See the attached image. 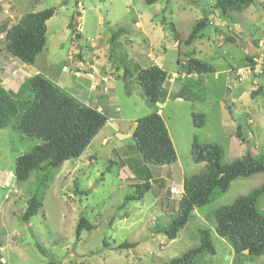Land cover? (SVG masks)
<instances>
[{"label":"rangeland","instance_id":"rangeland-1","mask_svg":"<svg viewBox=\"0 0 264 264\" xmlns=\"http://www.w3.org/2000/svg\"><path fill=\"white\" fill-rule=\"evenodd\" d=\"M215 3L216 0H153L152 4H147L146 0H0V43L3 47L4 30L21 17L56 9L47 22L45 50L33 66L21 63L6 51L0 55L1 61H7L3 65L0 63V85L12 94L37 72L59 84L64 68L71 67V62L68 64L70 52L82 50L92 55L91 47L95 45L96 55H113L114 65L122 74L125 68L133 70L136 58L141 59L142 65H148L146 55L151 54L164 56L163 69L181 77L180 81L169 83L171 98L161 107L176 146L179 160L176 166L145 165L133 138L123 142L126 145L124 154L131 155L135 151L128 157L125 167L114 157L108 159L103 154L90 160L86 151L79 160L70 161L79 163L78 167L67 164L54 171V181L43 194L39 214L28 222L22 217L30 194L36 191L33 184L36 174L28 183L17 182L15 162L40 141L9 127L0 130L1 264H49L50 261L60 264H164L199 245L198 230L214 227L209 214L264 186V174L236 180L228 193L196 209L175 240L154 232L157 222L167 224L171 221L182 194L177 188L171 189L169 195L175 199L159 200L153 190L161 189L160 197H170L166 190L171 182L181 183L182 175L183 178L196 175L205 167L192 159L194 139L201 144L220 145L226 163L241 158L248 149L256 155L264 154V0H257V4L245 12L231 13L229 17L215 9ZM138 21L141 26L137 25ZM200 21L207 24L199 33L202 36L187 46L186 39ZM70 22L81 35L79 39L68 28ZM119 30L123 33L113 51L109 40ZM190 51L196 53L195 58L214 66L216 72L189 77L185 63ZM249 55L254 56L256 62L254 72L247 60ZM111 67L112 64H107L108 69ZM119 82L123 87H118L110 100L121 106V113L116 115L120 116L119 124L124 133L135 120L152 111L139 93L141 90L137 92L136 86L129 87L132 96L128 97L124 82ZM178 83L188 91L187 97L181 100L174 95L180 92L176 90ZM192 113L205 115L202 128L194 125ZM238 128L245 141L237 137ZM115 155L118 158L117 153ZM110 160H115L116 164L112 165ZM137 168L144 169L139 172L146 171L153 179L162 177L165 187L152 184L153 190L141 201L123 206L126 196L134 192L132 185L139 182L134 180L140 176ZM260 202L264 211V197ZM82 217L93 228L82 231L78 239L75 230ZM212 238L216 254L204 257L199 264H264V256L236 254L214 231ZM123 243L138 245L134 249H117Z\"/></svg>","mask_w":264,"mask_h":264},{"label":"trees","instance_id":"trees-1","mask_svg":"<svg viewBox=\"0 0 264 264\" xmlns=\"http://www.w3.org/2000/svg\"><path fill=\"white\" fill-rule=\"evenodd\" d=\"M146 1L147 4L153 3V0ZM255 4L257 0H216L214 8L222 10L224 17H229L231 13L241 14ZM55 13L56 9L50 8L21 17L16 24L4 30V47L0 43V55L6 51L21 63L33 66L45 50L47 22ZM206 25L205 21L198 22L185 44L190 46L198 36L201 37L199 33ZM68 28L76 38L81 37L72 22ZM122 33V30L114 32L110 38L109 43L113 51L117 48V41ZM188 57L185 64L187 74L203 76L216 72L211 64L190 55ZM247 60L251 63L250 70L254 72V56L249 55ZM169 79L170 74L156 65L141 68L135 64L132 71L125 68L122 74L126 96L131 97L132 90L129 87L136 86L137 92L141 90L139 93L141 92L142 98L152 111L137 119L132 136L147 166H172L178 161L165 120L158 109V105L167 101L169 91L166 83ZM186 93L188 94V91L185 87L178 97H187ZM192 117L197 128L204 126L205 115L192 113ZM110 118L106 111H99L80 102L42 74L28 78L14 94L0 85V130L9 127L23 136L40 141L15 162L14 175L17 182L28 183L32 175L36 174L33 181L36 191L31 193L27 200L23 221L28 222L39 214L43 206V194L54 181V171L60 170L68 161L80 159ZM238 130L237 137L245 141L241 128ZM123 151V148L117 149L114 154L117 153L118 158L116 155L114 158L125 167L128 157ZM223 154L224 150L218 144H201L196 139L193 140L192 159L196 164H205V167L196 175L184 177V192L177 210L170 222H157L153 226L155 233L175 240L179 232L187 226L196 209L203 208L228 193L236 180L264 174V154L256 155L248 149L241 158L231 163L224 161ZM115 160L109 162L113 165L116 164ZM138 181L132 185L134 192L126 196L123 206L141 201L153 190V181L142 182L139 178ZM263 197L264 186H261L248 195L238 197L232 204L216 209L208 216L214 227L198 230L199 245L164 264H199L204 257L215 255L213 231L226 240L236 254L264 256V211L260 202ZM92 228L85 218H80L75 230L77 238L79 239L82 231ZM137 245L138 243H123L117 249H134ZM42 253L48 256L45 252ZM49 264L60 263L50 261Z\"/></svg>","mask_w":264,"mask_h":264},{"label":"crops","instance_id":"crops-1","mask_svg":"<svg viewBox=\"0 0 264 264\" xmlns=\"http://www.w3.org/2000/svg\"><path fill=\"white\" fill-rule=\"evenodd\" d=\"M137 25L141 26V23L138 21ZM177 48H179V43H176ZM97 46L91 47V54L88 55L87 53H83L82 50L76 51L75 53L70 52L69 54V62H71V67L68 66L69 68L67 69L66 67L64 68L60 77V83H56L58 86L61 88L65 89L70 95L78 99L80 102L97 108L99 111H106L108 114L109 112H112L110 115V120L107 122L106 126L104 129L100 132V134L95 138V140L89 145L87 149V157L89 156L90 160H93V158H96L100 155L103 154L105 155L108 159L113 158L115 156V152L117 149L125 148L126 145H123V142L126 138H132L134 129L136 127V121H134V125L130 127L129 130H124V133L121 131V126H120V119L116 114L121 113V106L118 102L115 104L113 101L110 100V95L119 87H123L120 84V80L122 79V72L118 67H115V59L112 57L108 56H99L95 54ZM75 54V55H74ZM74 55V57H72ZM191 57H197L195 52L191 51L188 53V56ZM139 56V55H138ZM10 57V56H9ZM7 58V57H5ZM3 58V59H5ZM146 61L148 65H142L141 64V59L136 58L135 64H138L141 68H148L153 65H156L160 68H164V61L165 58L164 56H154L151 54L146 55ZM7 61L0 60V63L3 65ZM112 64L111 68H107V64ZM67 64V65H68ZM186 64V63H185ZM65 66V65H64ZM164 70V69H163ZM75 71V72H74ZM167 72V71H166ZM36 73V72H35ZM66 73H70L69 75H64ZM121 73V74H120ZM38 74V72H37ZM189 77L192 76H198V75H189ZM181 77L175 79L174 81H180ZM174 81L172 83H174ZM54 82V81H53ZM55 83V82H54ZM170 83V84H172ZM169 83H166V86L168 87ZM175 85V84H174ZM185 88L183 86L179 87V83L177 84L176 90H180V92H176L175 99L181 100L182 98L178 97L179 94L181 93L182 89ZM169 97L171 98L170 94L168 95L167 101L169 100ZM166 101V102H167ZM166 102L164 104H160V109H159V114L163 117L162 114V106H165ZM164 119V118H163ZM166 123V121H165ZM167 126V123H166ZM168 128V126H167ZM169 132V128H168ZM170 135V133H169ZM171 137V136H170ZM172 143L173 139L171 137ZM174 148H176L175 144L173 143ZM176 150V149H175ZM177 153V152H176ZM135 154V151L133 150L131 155H127V157H131L132 155ZM178 157V156H177ZM79 160V159H78ZM77 161V160H75ZM179 161V160H178ZM177 161L176 164L172 166H176L179 162ZM70 164L71 166H79V163H72L70 161L66 162L63 166ZM144 166V165H143ZM145 168V167H143ZM139 170H144V169H139L137 168V172L139 173L140 176H137L132 179L135 181H138V178L142 181H150L151 183L154 182L155 185L161 187H165V183L163 182L162 177H157L156 179H153V176L148 174L146 171H143L142 173L139 172ZM133 176V175H131ZM171 178H173V175H169ZM185 177V176H184ZM183 175L181 178V183L180 182H171L170 187L168 190L163 188L164 190L167 191V195L171 193L174 189L177 188V190L182 194L184 192L183 190ZM153 181V182H152ZM156 196L160 199L164 200H172L174 197H160L159 190H153ZM166 195V196H167ZM175 199V198H174Z\"/></svg>","mask_w":264,"mask_h":264},{"label":"clouds","instance_id":"clouds-1","mask_svg":"<svg viewBox=\"0 0 264 264\" xmlns=\"http://www.w3.org/2000/svg\"><path fill=\"white\" fill-rule=\"evenodd\" d=\"M112 57V56H111ZM122 61V60H121ZM174 76H178L179 78V75L177 74H173V75H170V79L167 81L168 83H172L175 79H174Z\"/></svg>","mask_w":264,"mask_h":264},{"label":"built area","instance_id":"built-area-1","mask_svg":"<svg viewBox=\"0 0 264 264\" xmlns=\"http://www.w3.org/2000/svg\"><path fill=\"white\" fill-rule=\"evenodd\" d=\"M178 78V76H174V79H177Z\"/></svg>","mask_w":264,"mask_h":264}]
</instances>
